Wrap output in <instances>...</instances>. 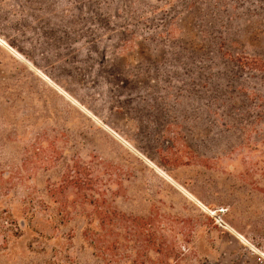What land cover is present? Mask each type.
I'll return each mask as SVG.
<instances>
[{
  "label": "rangeland",
  "instance_id": "obj_1",
  "mask_svg": "<svg viewBox=\"0 0 264 264\" xmlns=\"http://www.w3.org/2000/svg\"><path fill=\"white\" fill-rule=\"evenodd\" d=\"M77 158L169 247L120 264H264V0H0V264H105L39 206Z\"/></svg>",
  "mask_w": 264,
  "mask_h": 264
},
{
  "label": "trees",
  "instance_id": "obj_2",
  "mask_svg": "<svg viewBox=\"0 0 264 264\" xmlns=\"http://www.w3.org/2000/svg\"><path fill=\"white\" fill-rule=\"evenodd\" d=\"M113 182L111 171L104 164L77 158L65 165L59 182H49L45 187L39 206L50 222L60 225L68 221L71 207H91L83 236L105 264H120L126 249L131 253L135 249L146 253L151 249L167 251L169 247L156 238L160 228L151 219L128 216L113 208L110 201L115 195L111 190ZM29 200L31 205L33 198ZM30 213L27 215L34 218V213Z\"/></svg>",
  "mask_w": 264,
  "mask_h": 264
}]
</instances>
